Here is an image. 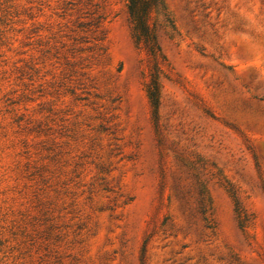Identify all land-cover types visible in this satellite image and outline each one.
<instances>
[{"label": "rangeland", "instance_id": "374dc122", "mask_svg": "<svg viewBox=\"0 0 264 264\" xmlns=\"http://www.w3.org/2000/svg\"><path fill=\"white\" fill-rule=\"evenodd\" d=\"M150 25L156 64L126 0H0V211L36 212L22 164L54 142L81 158L43 193L60 264H264V0H161Z\"/></svg>", "mask_w": 264, "mask_h": 264}, {"label": "trees", "instance_id": "16d2710c", "mask_svg": "<svg viewBox=\"0 0 264 264\" xmlns=\"http://www.w3.org/2000/svg\"><path fill=\"white\" fill-rule=\"evenodd\" d=\"M131 23L132 37L140 47L144 44L147 47L152 61L156 64L159 47L153 41L154 35L150 20L153 9L161 3V0H126ZM93 26V37L95 48L99 53H104L105 48L101 45L104 40V32L101 29V17L97 16L91 22ZM153 89L150 91L151 103L154 107L153 113L156 114L158 99L156 86L152 84ZM27 151V150H26ZM47 158L46 163L36 164L34 166L30 161L23 165V176L28 179H38L40 186H36L29 201L35 206L34 214L25 212H15L11 208L0 211V264H53L50 261L54 258L55 264H60V251L57 249L60 241L59 228L56 223L58 217V206L54 201L46 200L44 192L58 191V183L53 182L52 178L63 175L68 165H73L72 173H80L81 158L76 157L67 160V152L57 150L54 142L45 147ZM38 165V166H37ZM20 165H17V167ZM35 166H37L35 168ZM29 167V168H28ZM31 167L34 171L29 172ZM31 171V170H30ZM72 180V179H71ZM73 181V180H72ZM79 227V226H78ZM38 257V259H37Z\"/></svg>", "mask_w": 264, "mask_h": 264}]
</instances>
